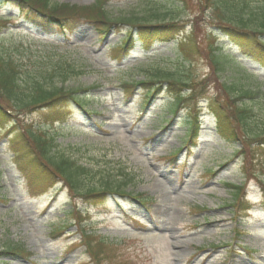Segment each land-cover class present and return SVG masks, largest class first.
Instances as JSON below:
<instances>
[{"label":"rangeland","instance_id":"1","mask_svg":"<svg viewBox=\"0 0 264 264\" xmlns=\"http://www.w3.org/2000/svg\"><path fill=\"white\" fill-rule=\"evenodd\" d=\"M250 1L253 5L261 2ZM52 2L88 6L96 0ZM202 5L201 0H177L176 4L169 0H106L105 9L113 17L154 23L168 21L175 13L179 21L180 30L173 40L155 42L148 48L137 42L121 58L110 46L123 36L126 26L101 41L93 27L81 23L65 38L57 27L40 26L38 18L0 2V45L31 47L33 54L21 55L31 68L48 66L37 60L38 51L52 43L64 54L62 62L73 65L76 72L65 80L58 72L49 83L66 90L96 86L84 108L73 105L66 119L53 126L56 151L89 169L88 190L121 185L133 198L138 194L152 197L147 205L115 195L104 203L90 204L62 187V182L48 188L36 185L30 192L23 170L25 151L11 135L12 128L1 125L0 252L18 245L24 254L0 256V262L264 264V170L247 166L253 152L264 161V152L260 153L264 148L256 149L261 139L251 135L249 148L239 137H226L210 107L214 96L224 101L223 82L258 91L254 102L245 100L244 104L254 107L251 129H259L264 119V63L260 61L264 55L254 43L242 49L233 42L215 26V12ZM4 22L8 23L5 27ZM195 22L196 32L189 35ZM188 36L197 41L196 48L189 44ZM215 41L226 61L218 71L208 57V47ZM180 52L187 60L178 64ZM176 70L173 77L196 85L200 94L189 97L188 89L175 113L170 111L173 95L165 81L145 106L148 87L138 86L130 98L126 97L130 89L123 92L125 82H158L157 73ZM195 115L201 129L199 140L194 138L197 146H192L188 121ZM38 117L34 112L23 120L31 123ZM250 204L249 218L242 220ZM76 208L82 220L73 214ZM89 234L94 241L100 240L98 236L112 244L98 263L86 245Z\"/></svg>","mask_w":264,"mask_h":264},{"label":"trees","instance_id":"2","mask_svg":"<svg viewBox=\"0 0 264 264\" xmlns=\"http://www.w3.org/2000/svg\"><path fill=\"white\" fill-rule=\"evenodd\" d=\"M169 1L173 4L177 3V0ZM201 1L204 2L202 6L215 12L214 15L217 19L215 26L217 25L218 29L223 30L233 42L242 49L248 48L254 43L258 45L259 53L264 55V0H261L258 5H253L250 0ZM0 2L18 8L21 13L27 16L38 18L41 21L40 26L44 27L49 24L52 27H57L65 38L76 30L81 23L93 27L101 41H104L112 32L119 30L121 26H126V29H123V36L119 38L116 44L110 46L113 50L120 52L121 58L127 56L137 42L148 48L155 42L162 43L173 40L180 30L175 13L170 15L172 18L168 21L154 23L136 21L131 17H113L105 9L106 0H96L95 3L88 6L54 3L52 0H0ZM176 7L181 11L179 6L174 8ZM7 24L4 22L3 26L5 27ZM195 24L197 23L192 24L193 28H190L189 35L195 34L197 28ZM187 41L196 48L197 41L193 37L188 36ZM45 46L47 49L38 51L40 56L37 57V60L47 62L48 66L35 65L30 68L24 64L21 55L33 54L34 51L31 47H24V44H21L22 48L19 49L14 45H0V126L8 125L12 128L14 140L18 141L25 151L24 156L27 163L23 170L27 176L25 180L27 183L29 181L30 192H33L32 187H36V185L48 188L57 182H62L70 192L82 196L90 204L104 203L109 195L139 200V202L147 204L146 202L152 200L151 196L138 194L133 198L131 193H127L121 188V185L86 189L85 183L90 176L89 169L85 165L79 164L75 159L56 151L57 144L52 133L53 126L66 119V115L73 105L84 108L87 99L91 98L89 92L96 86L80 90H66L49 83L48 79L54 77L58 72L62 76V80H65L69 74L76 71L73 65H68L66 61L62 62L64 54L57 51L52 43ZM208 48V57L218 71L221 63H226L221 58V45L215 41ZM182 50L180 49V51ZM184 55L182 52L180 55L178 54L176 58L178 64L187 60ZM58 58L60 59L59 63L56 61ZM224 58L228 57L225 56ZM260 59L264 63L263 57ZM29 60H33V58L29 57ZM176 73L177 70L163 75L157 73L155 78L158 79V82L152 80L125 82L122 89L123 92L130 89L126 93V97L129 98L138 86H142L141 88L148 87L150 94L149 99L145 100V106L155 98L156 93L163 88L162 84L164 83L162 82L165 81L170 84V93L173 95V104L170 106V110L175 113L184 102L187 89H191L189 97L200 94L196 85H189L187 82L184 83L179 80L180 77H173ZM216 78L218 79V77ZM221 87L225 97L224 101L220 100L219 96H214L210 100V107L215 112L219 130L228 136L239 137L249 148L251 146L247 141L251 139V135H257L256 139H261V146H257L256 149L264 148V119L259 124V129L252 130L251 126L255 123L256 118L254 107L244 104L245 100L254 102L259 92L253 91L251 88L238 89L236 83L229 85L223 82ZM82 92L86 95H81ZM34 112L39 113L38 120L26 123L23 117ZM197 119L198 117L195 115L188 121L192 128L189 143L193 146L196 144L194 138L196 141L199 136ZM261 151L264 152V150H260V153H263ZM250 165L259 166L260 169L264 170L263 157L259 153H251L248 158V168ZM236 186L235 188H237ZM73 214L78 220H82V213L77 208ZM245 217L246 212L241 216L242 220ZM96 238L100 240L94 241L92 237H88L86 245L90 249L91 257H94L98 263L100 255L112 244L102 237L96 236ZM19 253L24 254V249L16 245L0 252V256H12ZM0 264H8V262L1 261Z\"/></svg>","mask_w":264,"mask_h":264}]
</instances>
